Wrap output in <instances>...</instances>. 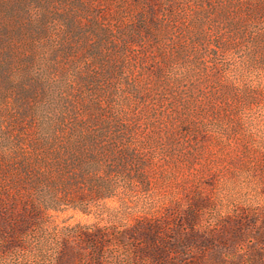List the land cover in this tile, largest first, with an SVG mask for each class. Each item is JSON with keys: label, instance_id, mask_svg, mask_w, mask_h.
Instances as JSON below:
<instances>
[{"label": "rangeland", "instance_id": "374dc122", "mask_svg": "<svg viewBox=\"0 0 264 264\" xmlns=\"http://www.w3.org/2000/svg\"><path fill=\"white\" fill-rule=\"evenodd\" d=\"M26 154L80 167L0 174V264H92L78 231L152 264L115 236L191 213L211 264H264V0H0V171Z\"/></svg>", "mask_w": 264, "mask_h": 264}, {"label": "trees", "instance_id": "16d2710c", "mask_svg": "<svg viewBox=\"0 0 264 264\" xmlns=\"http://www.w3.org/2000/svg\"><path fill=\"white\" fill-rule=\"evenodd\" d=\"M67 130H70V133L68 132L67 134ZM50 131L55 136L49 140L50 143L67 139V137H73L75 136L74 134L78 132L77 129H66L64 126L53 128ZM28 157L29 156L26 154L25 157L23 156L19 159V169L16 175H11L8 170L0 171L1 176L5 177L10 183L9 186L18 191L23 190L26 186L35 187L41 180L50 179L51 175H54L51 172L52 168H56L54 170L56 175L63 177V173L66 172L68 168L80 167L79 161H77L78 163L72 162L69 164L65 161H55L50 164V171L44 173L36 168L37 160L33 162V160H30ZM44 198L46 208L57 210L56 205H50L51 201L48 200V197L45 196ZM15 201H17V198H15ZM75 208L79 209L80 207ZM79 210L82 211V209ZM31 213L33 215L26 209H22L21 213L18 214L19 220L17 222H22L24 225H12V232L16 231L24 234V232L28 230L26 224L31 222V218L36 216L37 212L32 210ZM193 219L194 215L192 213L188 214L185 221L190 229L186 231H175L172 236H167L166 234L161 236L159 235V228L156 225L155 227H151L149 223L143 224V222H138L133 225L129 231L116 235L114 241L117 244L127 246H129L127 241H130L132 246L135 247V254H137V256L141 255L140 259L142 258V260H144V258H146L148 261L152 262V264H211L210 238L207 234L200 233L191 228V221ZM78 233L86 240V244L92 251L90 262L92 264H102L104 256L103 249L107 236L101 233L87 234L81 231H78ZM63 255L64 253L61 252L58 257L59 263L63 260ZM134 256L135 255L132 254H130V257L125 256L119 259L117 264H133V261H135ZM216 260L221 262L223 259L217 257Z\"/></svg>", "mask_w": 264, "mask_h": 264}]
</instances>
